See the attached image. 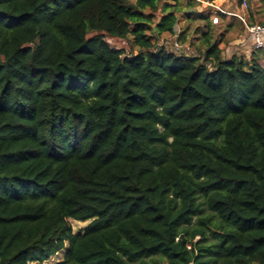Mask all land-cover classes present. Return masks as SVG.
Returning a JSON list of instances; mask_svg holds the SVG:
<instances>
[{
    "label": "trees",
    "instance_id": "16d2710c",
    "mask_svg": "<svg viewBox=\"0 0 264 264\" xmlns=\"http://www.w3.org/2000/svg\"><path fill=\"white\" fill-rule=\"evenodd\" d=\"M197 6L0 0V264H264V50Z\"/></svg>",
    "mask_w": 264,
    "mask_h": 264
},
{
    "label": "rangeland",
    "instance_id": "374dc122",
    "mask_svg": "<svg viewBox=\"0 0 264 264\" xmlns=\"http://www.w3.org/2000/svg\"><path fill=\"white\" fill-rule=\"evenodd\" d=\"M132 2H135L136 0H131ZM247 1V6L245 7V12L249 17V20L254 21L253 23H259L263 22L264 23V0H246ZM244 0H218L217 5L224 6L225 8H236L238 10H241L242 6L240 7V3L243 4ZM239 7V8H237ZM196 11L198 13H202L205 15H209L210 19L212 13L210 14L208 11L211 10L210 8H206L204 6H197L195 7ZM251 17H254L251 19ZM223 20L226 21H232V16L226 15L222 16ZM225 24L224 21L221 20V22L217 25H213V32L215 37L217 38H222V35H224V41L220 44V48L223 50L224 54L228 56V58L231 57H241L242 55L245 56L247 59H250L252 56L253 51L249 50L247 53H240V49L242 43H239L240 41L238 40H233L235 37V33H230V31H227L225 29ZM208 25V21H205L197 15V17L189 19L186 16H183L182 14L179 15V22L176 25V31L178 34L180 32H184L185 35L187 36V39H193L194 41L197 42V40L201 37V34L206 31ZM234 26V25H232ZM235 27V26H234ZM236 30L240 31L239 28H235ZM232 34V35H231ZM230 35V36H229ZM247 37H249V34H244L243 39L245 40ZM176 36L171 35L169 33L162 34L159 41L157 42L159 45L160 44H169L173 45L174 39ZM106 40L109 42L111 46H116L119 48H123L126 53H136L138 50L137 46H133V37L129 36V38L122 40V39H109L106 38ZM110 40L112 42H110ZM229 41V42H228ZM239 43V44H238ZM178 44V43H177ZM176 44V45H177ZM171 45V46H172ZM175 45V46H176ZM180 47L182 46H187L189 49V44H180ZM178 45V46H179ZM169 46V47H171ZM251 49V48H250ZM259 53H263L260 51ZM253 57V56H252ZM251 57V58H252ZM257 60H259L260 63H264V55L260 54L257 57ZM71 226L74 232H83L89 221H76V220H70ZM84 223V224H83ZM198 239V238H197ZM65 250L59 252L57 255H54L50 260L45 262V264H56L59 260H61L64 257ZM35 264V262L31 263Z\"/></svg>",
    "mask_w": 264,
    "mask_h": 264
},
{
    "label": "built area",
    "instance_id": "2783aa9c",
    "mask_svg": "<svg viewBox=\"0 0 264 264\" xmlns=\"http://www.w3.org/2000/svg\"><path fill=\"white\" fill-rule=\"evenodd\" d=\"M205 5L211 6V10L208 12L212 15L211 20L213 24H219L221 22V15H229V16H234L240 19L246 29V32L249 34L250 40H251V48L253 51H260L264 50V24L261 23H252L249 20L248 15L245 12V7L247 6V1L244 0L242 4L241 10H231L228 8H225L224 6L217 5L210 3L208 1H203V0H197ZM177 42L175 41V45ZM179 44L176 45L177 48L181 49L183 48L182 46L180 47Z\"/></svg>",
    "mask_w": 264,
    "mask_h": 264
},
{
    "label": "crops",
    "instance_id": "0c3cea01",
    "mask_svg": "<svg viewBox=\"0 0 264 264\" xmlns=\"http://www.w3.org/2000/svg\"><path fill=\"white\" fill-rule=\"evenodd\" d=\"M195 10L194 11H196V8H194ZM228 9H231V8H228ZM231 10H234V9H231ZM185 11V10H184ZM193 12V11H192ZM222 16H226V15H221V20L222 21H224V23L226 22V24H232V25H234V26H231L229 29H226L227 31H230V33H235V37H234V39L233 40H241L239 43H242V45H241V48H239L240 49V53H247L249 50H252V46H251V40H250V37H247L245 40L243 39V37H244V34L246 33V34H248L247 32H246V29L244 30V31H238V30H236L235 28H238V26H237V23H236V20H234L233 18H232V21H226V20H223L222 19ZM216 25V24H215ZM231 34V35H232ZM230 36V35H229ZM198 41V40H197ZM238 43V44H239ZM251 48V49H250ZM253 51V50H252Z\"/></svg>",
    "mask_w": 264,
    "mask_h": 264
},
{
    "label": "water",
    "instance_id": "95a60500",
    "mask_svg": "<svg viewBox=\"0 0 264 264\" xmlns=\"http://www.w3.org/2000/svg\"><path fill=\"white\" fill-rule=\"evenodd\" d=\"M194 10H195L194 8L188 7V8L185 9V12L194 11ZM181 49H183V48H181Z\"/></svg>",
    "mask_w": 264,
    "mask_h": 264
},
{
    "label": "bare ground",
    "instance_id": "6f19581e",
    "mask_svg": "<svg viewBox=\"0 0 264 264\" xmlns=\"http://www.w3.org/2000/svg\"><path fill=\"white\" fill-rule=\"evenodd\" d=\"M84 224V223H83Z\"/></svg>",
    "mask_w": 264,
    "mask_h": 264
}]
</instances>
